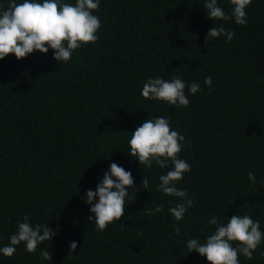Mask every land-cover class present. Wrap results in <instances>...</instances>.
<instances>
[{
	"label": "trees",
	"instance_id": "trees-1",
	"mask_svg": "<svg viewBox=\"0 0 264 264\" xmlns=\"http://www.w3.org/2000/svg\"><path fill=\"white\" fill-rule=\"evenodd\" d=\"M219 6L231 14L230 0ZM246 12L241 26L211 22L203 0H101L98 40L67 63L53 60V50L0 60V246L25 215L57 233L32 253L21 243L0 264H207L188 253L185 240L203 241L215 229L207 223L212 216L226 223L248 214L264 230V0H251ZM214 26L234 31L233 39L206 44ZM157 76L196 82L201 91L185 88L187 107L142 97L143 84ZM159 116L184 135L179 156L191 166L177 186L195 203L179 223L168 212L179 199L158 190L169 169L147 168L127 154L130 134ZM113 162L132 172L136 189L120 221L98 232L84 196ZM157 205L161 212L148 213ZM43 250L51 259L41 258ZM239 260L264 264V244Z\"/></svg>",
	"mask_w": 264,
	"mask_h": 264
},
{
	"label": "clouds",
	"instance_id": "clouds-1",
	"mask_svg": "<svg viewBox=\"0 0 264 264\" xmlns=\"http://www.w3.org/2000/svg\"><path fill=\"white\" fill-rule=\"evenodd\" d=\"M101 0H8V7L0 6V60L13 54L18 60L36 51L46 54L53 50L52 58L58 64L67 63L77 49L98 40V30L101 28L99 16L94 14ZM231 14H226L219 6V0H203V8L207 18L213 20H234L237 25L247 24L246 8L251 0H230ZM235 33L223 26L209 29L205 43L212 39L225 37L230 42ZM205 86L211 88L212 77L204 78ZM188 93L195 95L201 91L196 82L186 83L182 78L173 76L164 79L157 76L149 77L143 84L140 95L148 100L166 102L176 107H187L190 104ZM184 135L175 130L170 120L165 116L151 117L136 127L128 139V155L135 157L139 165L151 168L153 163L159 168H168L166 174L159 176L158 190L165 196L178 198L175 206L169 207L168 212L179 223L195 203L189 193L177 186L184 174L191 171L190 164L180 158L179 153L184 148ZM171 165V167H169ZM248 180L257 183L256 174L248 173ZM145 189L149 186V178L143 176ZM264 185V177L259 179ZM134 177L130 170L115 162L109 165L95 190L86 192L85 203L90 205L91 215L88 220L94 221L96 230L103 231L109 224L119 222L124 210L125 201L132 194ZM162 205L148 209V213H158ZM226 223L212 216L208 225L215 226L214 231L206 235L203 241L198 237L185 240L188 253L195 251L206 259L207 264H240L239 256L247 259L253 257L258 246L264 244V230L259 220L250 215H232L225 217ZM174 232L179 234L180 228L174 225ZM56 232L47 224H31L29 216L25 215L18 222L17 230L10 235L9 242L0 246V256L12 257L17 246L24 245L25 252L32 253L37 247L51 241ZM234 242H238L235 243ZM77 248V243L69 244V255ZM41 258L51 259L49 250L40 253Z\"/></svg>",
	"mask_w": 264,
	"mask_h": 264
}]
</instances>
